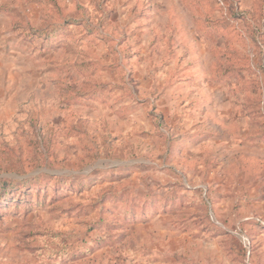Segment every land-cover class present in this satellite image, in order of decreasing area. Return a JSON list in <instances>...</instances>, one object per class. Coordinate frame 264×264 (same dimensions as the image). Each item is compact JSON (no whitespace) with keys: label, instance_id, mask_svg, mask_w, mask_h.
<instances>
[{"label":"rangeland","instance_id":"1","mask_svg":"<svg viewBox=\"0 0 264 264\" xmlns=\"http://www.w3.org/2000/svg\"><path fill=\"white\" fill-rule=\"evenodd\" d=\"M0 264H264V0H0Z\"/></svg>","mask_w":264,"mask_h":264}]
</instances>
